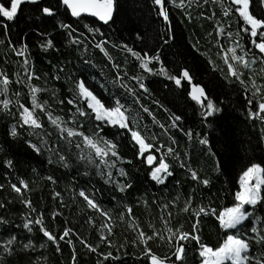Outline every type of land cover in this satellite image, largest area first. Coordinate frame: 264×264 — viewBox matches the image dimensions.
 I'll return each mask as SVG.
<instances>
[{
    "label": "trees",
    "instance_id": "trees-1",
    "mask_svg": "<svg viewBox=\"0 0 264 264\" xmlns=\"http://www.w3.org/2000/svg\"><path fill=\"white\" fill-rule=\"evenodd\" d=\"M45 6L56 10L54 17L42 12ZM165 6L169 9L172 23L169 37L164 36L167 25L157 15L158 8L152 0H119L115 22L108 24L86 16L72 18L61 0H40L35 5L23 3L15 21H6L0 16V21L9 27L7 32L0 29V41H3L0 43V73L7 75L11 82L6 93L0 82V101H11L8 109L0 104V184L4 185L0 188V204L4 205L0 207V217L8 221L0 224V264H73V246L75 264H98V261L100 264H149L141 255L143 245L131 243L137 239L140 230L149 235L157 231L165 238L170 235L169 227L176 231L183 225L184 231H191L195 217L191 209L189 212L182 210L189 197L192 208L210 205L219 215L225 208L234 206L243 172L254 163L264 167V121L259 117L250 118V106L246 103L247 98H252L254 89L249 83L245 91L238 81L231 83L224 78L228 72L223 57L227 53L230 58L232 53L229 49L235 48L237 55L248 53L245 56L250 62L248 68L229 59L244 73L242 79H254L258 85L264 84V73L260 71L264 67L261 63L264 53H260L252 43L250 31H245L250 26L235 11L237 5L233 0H223V5L221 0H185L184 8L173 6L171 0H167ZM229 6L232 11L225 16L224 11ZM251 11L258 18H264V10L257 6L256 0H253ZM61 23L71 24L72 29L61 28ZM85 24L94 26L98 32L89 33ZM221 27L224 28L223 34L219 31ZM228 32L233 35L229 37ZM77 37L79 42L73 43ZM48 39H53L54 47L42 48ZM164 39L168 40L167 44ZM101 41H108L104 46L107 55L96 47ZM257 42H260L259 38ZM24 43L28 45L27 50L23 55H17ZM124 44L141 52V55L145 52L154 55L161 51V59L172 75L188 68L193 84L203 86L214 101H223L221 106L228 114L227 134L221 133V125L203 116L204 110L188 95L191 85L187 81L176 86L165 75L158 74V61H151L149 67L154 71L147 72L140 67L135 56L123 49ZM25 59L28 64L24 63ZM252 60L255 63H251ZM116 64L120 67L116 68ZM32 73L35 75L28 80ZM57 75L59 79H56ZM133 76L141 78L150 91L144 93ZM2 80L3 76H0ZM80 80L106 106H115V101L119 100L129 119H136L137 123L132 127L139 130L147 142L155 145L149 151L157 157L156 163L164 157L170 166L172 175L167 176L164 183L152 180V168L145 164L147 153L144 157L138 155L139 146L132 141L130 133L120 130L117 134L118 129L109 125H104V133L116 141L123 158L111 169V177L99 175L94 165L79 158L87 155L86 149L81 153L76 147L81 138L69 137L66 131L61 133L57 125L50 122L46 112L50 111L53 118L61 117L62 122L58 124L65 129L75 128L91 135L99 122L83 116H76L74 121L75 106L67 103L76 94V82ZM29 84L41 89L35 93L38 102H47L45 112L37 108L34 113L42 128L24 125L21 118L23 109L19 105L30 109L32 106ZM129 88L135 90L136 96L140 97L139 102L128 91ZM260 95H264V90L253 98L254 103L259 102ZM80 103L86 108L83 100ZM144 108L149 111L144 112ZM173 114L182 117L178 127L172 125ZM14 126L19 132L15 139L9 135ZM189 130L191 136L187 134ZM205 137L209 140L208 145L200 143ZM28 141L41 151L32 149ZM168 147L173 148L177 155L168 154ZM61 155L65 161L59 159ZM9 160L12 161L11 166L6 163ZM181 164L185 166L181 167ZM120 169L128 175L122 176ZM189 169L196 171L200 180L209 178L211 184L204 186L200 180H193ZM108 171L105 167V174ZM21 179L28 182V189L19 183ZM127 183L132 187L121 192L119 185ZM11 184L20 187L23 196L16 193ZM81 189L89 197H94L102 209L109 211L112 219L88 207L87 201L79 195ZM261 196L264 198V185L261 186ZM23 199H30L35 211L28 208ZM124 205L132 207L131 215ZM246 208L252 213L249 217L251 223L246 221L242 227L231 231L221 229L215 216L202 214L199 225L201 243L215 248L226 238V233L236 234L237 231L246 239L254 236L251 227L264 228V202ZM40 213H43L44 225L57 239L63 235L64 229L70 230L69 235L59 241L60 251L43 235L39 225H30L31 232L23 227L25 222L34 221ZM53 213H57L55 218ZM120 213H124L123 220ZM165 220L168 221L167 226ZM149 224L153 227L150 228ZM101 234L109 237L111 246L100 243ZM11 236L16 237L12 245L14 251L7 255L4 243ZM68 240L72 241L71 245ZM30 241L31 246L25 248L24 245ZM82 241L93 246L99 244V248L90 252ZM175 242L176 237H173L171 243ZM149 246L159 256L168 257V261L175 260V248L167 239L156 237ZM258 248L259 245L253 243L251 254L258 255ZM108 251L112 252V257L105 259L101 253ZM202 260L200 244L195 241L186 243L182 264H202Z\"/></svg>",
    "mask_w": 264,
    "mask_h": 264
},
{
    "label": "snow or ice",
    "instance_id": "snow-or-ice-1",
    "mask_svg": "<svg viewBox=\"0 0 264 264\" xmlns=\"http://www.w3.org/2000/svg\"><path fill=\"white\" fill-rule=\"evenodd\" d=\"M40 0H5V2H0V16L6 18V21H15L17 19V14L20 9V5L23 3H31V4H39ZM62 4L66 6V11L70 10L71 15L73 17L81 18L82 14H90L91 16L97 18L99 21L103 22L104 24H108L109 22H115V16L118 13V3L119 0H61ZM153 4L157 6L158 11L157 15L162 17L163 21L167 25V29L164 33L165 37H169L172 34V23L170 20V13L169 9L165 6L167 0H152ZM207 2V0H205ZM173 6L184 8L185 0H171ZM234 5H237L235 11L239 13V16L243 18V21L250 26V28H246L245 31H250L251 36L253 37L252 43L255 45L256 48L259 49L260 53H264V18H258L254 15L251 11L253 0H233ZM221 4L223 5V0H221ZM257 6H262V10H264V0H256ZM55 9L51 6H45L42 8V12L49 17H54ZM232 11V7L229 6L226 11H224V15L228 16ZM61 28L64 29H72L71 24H60ZM84 27L87 29L89 33L98 32L94 26H90L85 24ZM0 29L7 32L9 30L8 24L6 22L0 21ZM220 33L223 34L224 28L221 27L219 29ZM70 36L72 32L69 31L68 33ZM139 36V33H137ZM227 35L231 37L233 33L228 32ZM238 35V33H237ZM174 39V36H172ZM257 38H259L260 42H257ZM3 41H0L2 43ZM10 42V41H9ZM79 37L76 38L73 43H78ZM108 41H101L100 43L96 44V47L99 48L101 51L105 52V55L108 53L105 50V44ZM164 43L167 44L168 40L164 39ZM117 46V45H114ZM239 46V45H237ZM22 50L17 51V55H23L24 52L27 50L28 45L27 43L22 44ZM42 48L48 49L54 47L53 39H48L46 44L41 45ZM123 49L127 52H130L133 56H135L139 62L140 67L146 70L147 72H153L154 69L149 67V63L151 61H158L160 63V69L158 74L165 75L169 80L173 81L176 86H182L183 82L187 81L191 85V90L188 92V95L191 97L193 101H195L204 111L203 116L210 120V122H215L219 125L220 131L223 134H227V129L225 127L228 114L226 110L221 106L223 101H214L213 99L208 97V94L205 92V89L200 84H193V77L190 73L188 68H182L181 72L177 75H172L167 71L165 67L164 61L161 59L162 52L157 51L154 55H149L148 53H144L141 55V52L135 51L133 48L129 47L127 44H124ZM232 53L231 57L225 54L223 57L225 63H227V72L228 74L225 75V79L229 80L231 83H235L238 81L245 89L248 90V84L251 83L252 89V98H247L246 103L250 106L248 109V115L250 118L259 117L261 121H264V95L259 96V102L254 103V99L257 96V93H260L264 90V84H257L256 81L253 79L252 81H246L242 79L244 73L239 70L237 65H234L229 62V59L236 61L239 65H242L244 68H248L249 61L245 59V56L248 55L245 52L244 56L237 55L235 48L229 49ZM241 51H244L242 48ZM111 59V57H109ZM25 64H28V60H24ZM251 63H255V60H252ZM261 63L264 64V56L261 57ZM116 68H119L120 65H114ZM62 71V70H61ZM261 73H264V67L260 69ZM127 73H125L126 75ZM35 73H32L28 76V80L32 79ZM0 76H3V80L0 81L4 85L5 93L11 83L8 76L0 73ZM59 75L56 76V79H59ZM231 78H235L232 80ZM132 79L137 80L139 83V88L143 89L144 93H148L150 90L146 86V84L142 81L141 78L133 76ZM20 81L17 80V83ZM123 86V85H122ZM29 88L32 92L31 100L32 106L31 109L29 107L20 104V108L23 109L21 112V118L23 120L24 125H28L30 127L35 128H42L43 125L40 123L39 118L34 114L35 109L39 108L42 112L46 111L45 102L44 104L38 102L36 92L40 91L31 84H29ZM128 91L135 96L136 102H139L140 97L136 96L135 90L129 88ZM55 92H53V96H55ZM19 95V93H17ZM83 100L86 104L83 106L80 101ZM159 103L158 101H156ZM11 103L10 100L5 99L0 101V104L3 105L4 109H8V105ZM19 103V101H17ZM61 104L64 103L63 100L60 101ZM69 105L75 106V113L73 114V120L75 121L76 116H83L87 118H94L95 121L99 122L96 124L95 131L92 132L91 135L86 134L84 131H77L75 128H67L65 129L62 127L58 122H62L61 117L53 118L52 113L47 111L46 114L50 122L54 125H57L58 130L63 133L67 132L69 137L79 136L81 138V143H77L76 147L81 150V153L87 150V155H81L79 158L85 160L89 165H94L97 169V173L101 176L107 175L109 178L112 175L111 169L116 165L119 160L123 158L120 157L119 154V146L114 139L108 138V136L104 133V125H109L111 127H115L118 129L117 134H119L120 130H124L127 133H130L132 141H134L138 146V155L144 157L146 155V162L148 165H153L154 161L157 160V157L153 155L149 150L153 149L155 145L151 142H147L146 138L142 136L141 132L134 127L133 124H136L137 121L135 118L132 120L126 115V110L124 106L120 103L119 100L115 101V106L108 105L106 106L105 103L98 97L97 94L94 93L89 87L86 86L83 80L76 82V94L73 98L67 101ZM143 107V106H142ZM91 110L90 112L87 111ZM144 112H148V108L143 109ZM214 118V121H212ZM182 119L181 116L173 114L172 116V125L174 127H178V122ZM82 128V125L80 126ZM161 127H164L161 125ZM189 136L192 135L191 131L187 133ZM9 135L15 139L19 136L18 129L14 126L10 129ZM155 139V137H153ZM30 147L34 149L36 152H40L41 149L35 145L31 144V141H28ZM71 143V141H69ZM201 144L208 145L209 140L207 137L200 141ZM83 145V147H82ZM163 147V145H161ZM159 151V149H157ZM168 154L177 155L175 150L171 147L167 149ZM59 159L61 161H65L66 158L64 156H60ZM51 162V161H50ZM131 163V161H128ZM6 163L11 166L12 161H6ZM67 166V163H65ZM103 166V167H102ZM184 164H181V167H184ZM108 168L109 171L105 174L104 168ZM169 164L166 162L164 157H161L156 165L151 169V178L152 180L156 181L157 183H164V180L167 176L172 175L169 171ZM219 169V162H217V170ZM191 172V176L193 180H200L198 173L194 170L189 169ZM88 173L86 172L85 175ZM120 174L122 176H127L128 173L125 172L123 169H120ZM256 179V183L253 185L249 183L252 178ZM49 180L52 177H48ZM21 185L25 189H28V182L21 179L19 181ZM204 186H209L211 184V180L209 178H203L200 180ZM240 185L241 190L235 193V203L234 206L225 208L219 215L216 214V209L211 208L210 205L203 206L199 205L196 208H192V199L189 197L185 201V207L182 209L184 212H189L191 209L192 216L195 217L194 222L191 225V231H184L183 225L180 226L179 229L173 231L172 228H167L168 232L170 233L169 237L165 238L159 232L154 231L151 235H149L144 230H140L138 233L137 239L131 241L134 245H143L141 250V255L144 256L146 260L150 262V264H168V257H161L155 252H153L152 248L149 246V242L152 241L154 238L158 237L160 240H165L170 243L172 247L175 248L173 256L175 260L172 261V264H177V262H183V258L186 255V243H191L195 241L197 244H200V256L203 258L202 264H264V228H257L255 226L251 227V232L255 234L251 238H244V234L237 231L236 234H227L226 238L223 242L218 246L213 248L207 244L201 243V238L199 236V225H200V218L201 215H213L219 222V227L225 230H237L238 228L242 227L243 224L248 221L249 224L251 221L249 217L252 216L246 206H253L256 207L258 203L264 202V198L261 196V186L264 185V167L260 164H252L249 166L242 174L240 178ZM4 185L0 184V188H3ZM120 191L124 192L126 189L131 188L132 184L127 183L123 185H119ZM11 188L21 196L23 193L21 192V188L18 187L16 184H11ZM56 195H59L57 193ZM79 195L87 201V205L90 208L95 210L101 211L104 216L112 217L109 215V211H106L101 208L100 204H98L94 197H89L83 189L80 190ZM22 202L27 205L32 211H35V208L32 205L30 199H23ZM3 204H0V207H3ZM129 215L132 214V207L130 205H124ZM167 207V206H165ZM57 213H53V218ZM171 215V213H169ZM91 219V218H90ZM120 219H124V213H120ZM258 220L260 218H257ZM8 221L4 220L0 217V224H7ZM39 225V230L43 233L47 239L56 244V250L60 251L59 241L64 240L65 237L69 235V229H64L63 235L57 236L54 235L51 231L47 229L43 222V213H40L38 217L33 220H28L23 224L25 229H28L30 232L33 230L30 225L32 224ZM165 226L168 225V221H164ZM138 226V225H137ZM101 227H105V225H101ZM149 227H153L149 224ZM108 233L111 235L112 228L108 227ZM176 237V242L172 244V238ZM16 240L15 236H11L8 238L4 243V253L7 255H11L14 251L12 245ZM183 241L184 243H181ZM68 243L71 245L72 241L68 240ZM84 245L88 248L90 252H95L97 248H99V244L93 246L92 244H88L86 241H82ZM100 243H107L111 246L112 242L108 236H104L101 234ZM253 243L259 245L257 249L258 255H252L250 249L253 247ZM31 246V241L29 244L24 245L25 248ZM43 247V245H41ZM105 259L112 257V252L108 251L107 253H101ZM72 260L73 264L76 261L75 255V247L72 248ZM98 264L100 262L98 261Z\"/></svg>",
    "mask_w": 264,
    "mask_h": 264
},
{
    "label": "water",
    "instance_id": "water-1",
    "mask_svg": "<svg viewBox=\"0 0 264 264\" xmlns=\"http://www.w3.org/2000/svg\"><path fill=\"white\" fill-rule=\"evenodd\" d=\"M65 6V5H64ZM66 7V6H65ZM69 11V14H70V16L72 17V18H77V17H73L72 15H71V12H70V10H68ZM82 16H86V17H89V18H93V19H96L98 22H101V21H99L97 18H95V17H93V16H91L90 14H82ZM101 23H103V22H101ZM155 163H156V161H154V163H153V165H148L147 164V162H146V156H145V164H146V166H147V168L149 167V168H152L154 165H155ZM149 264H150V262H149ZM168 264H172V262L171 261H168ZM177 264H179V262H177Z\"/></svg>",
    "mask_w": 264,
    "mask_h": 264
},
{
    "label": "rangeland",
    "instance_id": "rangeland-1",
    "mask_svg": "<svg viewBox=\"0 0 264 264\" xmlns=\"http://www.w3.org/2000/svg\"><path fill=\"white\" fill-rule=\"evenodd\" d=\"M241 178V177H240ZM251 184H255L256 183V179L253 177L250 181H248ZM241 190V185H240V179H239V191ZM201 264V263H200Z\"/></svg>",
    "mask_w": 264,
    "mask_h": 264
}]
</instances>
